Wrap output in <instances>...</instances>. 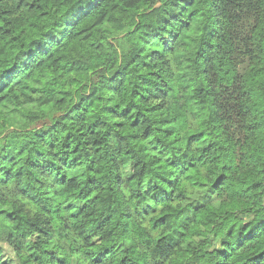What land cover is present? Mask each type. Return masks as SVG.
Returning <instances> with one entry per match:
<instances>
[{
	"label": "trees",
	"instance_id": "obj_1",
	"mask_svg": "<svg viewBox=\"0 0 264 264\" xmlns=\"http://www.w3.org/2000/svg\"><path fill=\"white\" fill-rule=\"evenodd\" d=\"M0 264H264V0H0Z\"/></svg>",
	"mask_w": 264,
	"mask_h": 264
},
{
	"label": "rangeland",
	"instance_id": "obj_2",
	"mask_svg": "<svg viewBox=\"0 0 264 264\" xmlns=\"http://www.w3.org/2000/svg\"><path fill=\"white\" fill-rule=\"evenodd\" d=\"M4 249V254L3 258L5 261H12L13 260V255L9 252L8 248L3 246Z\"/></svg>",
	"mask_w": 264,
	"mask_h": 264
}]
</instances>
